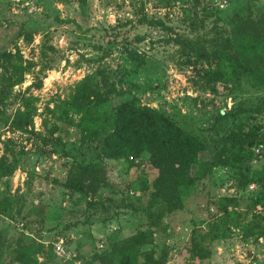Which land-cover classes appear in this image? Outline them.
<instances>
[{"label":"rangeland","instance_id":"374dc122","mask_svg":"<svg viewBox=\"0 0 264 264\" xmlns=\"http://www.w3.org/2000/svg\"><path fill=\"white\" fill-rule=\"evenodd\" d=\"M248 7L264 13V0H0L4 28L40 27L31 41L17 40L0 58V264H15L16 240L42 246L31 256L35 264H88L93 254L136 233L152 240L141 248L143 264L162 249L166 264H264V200L254 205L255 197H264V85L252 88L244 80L232 94L214 95L201 78L209 63L181 56L177 46L162 42L159 26L141 24L161 21L168 34L205 39L209 46L229 17ZM130 53L144 64L138 68ZM98 68L119 92L100 110L75 112L68 101L76 84ZM127 101L168 117L210 153L226 135L258 125L261 144L249 169L233 158L245 156V148L229 150V164L181 191L184 209L153 226L143 212L149 190L140 189L142 178L150 185L157 175L148 155L128 168L94 150L98 127L91 117H101L107 130L113 122L119 129L124 120L116 119L115 108ZM25 112L31 122L16 129ZM88 161L107 165L110 187L89 195L66 188L67 176ZM131 204L134 209L126 208ZM195 227L217 235L204 261L188 259ZM59 240L74 254L68 261L53 252Z\"/></svg>","mask_w":264,"mask_h":264},{"label":"trees","instance_id":"16d2710c","mask_svg":"<svg viewBox=\"0 0 264 264\" xmlns=\"http://www.w3.org/2000/svg\"><path fill=\"white\" fill-rule=\"evenodd\" d=\"M184 12L187 14V10ZM141 24L148 27L159 26L165 34L162 42L177 46L181 56L193 58L196 63H209V66L202 70L201 78L209 92L214 95L219 91L230 95L239 89L244 80L252 88L264 85V13L254 15L249 7L235 12L229 17L227 28L216 31L209 46H206L205 39L191 40L168 34L171 28L161 21L143 19ZM39 33L38 25H22L17 29H8L0 24V58L5 59L8 56V48L17 40L29 42ZM130 56L137 61L138 68L144 64L141 55L130 53ZM118 92L117 84L109 81L104 69L98 68L76 84L68 104L75 112H85L92 108L100 110L107 105L110 96ZM114 115L116 119L123 116L124 121L119 129L113 122L112 128L107 130L101 117H91V124L98 127L92 139L95 142L94 150L101 152L105 158L123 161L128 168H131L134 160L143 153L148 155V161L157 171V175L150 185L142 178L140 189L149 190V199L143 212L153 226H159L165 216L182 211L184 202L181 191L193 187L215 168L228 165L229 150L237 146L239 149L245 148V156L234 153L233 158L235 162L243 159L245 168L249 169L252 152L261 144L258 138L261 127L258 125L246 133L226 135L222 139L221 147L210 153L197 137L179 128L168 117L148 107H140L133 101L117 106ZM30 122L31 113L25 112L21 119L14 121L13 126L23 129ZM13 170L14 168L11 169L12 172ZM248 182V185L244 183L247 189L253 182H258V177H253ZM63 184L68 189L87 195L109 188L107 165L98 161L79 163ZM263 200V196L255 197L254 205L262 204ZM128 207L134 209L132 204L126 205V208ZM37 211L45 217V207H39ZM41 220L43 221V217ZM216 238L215 234L193 228L187 247L188 259H209L211 241ZM151 241V236L146 233L120 238L101 253L93 254L88 264H143L140 262L141 248ZM11 247L15 264H35L31 256L42 250L39 243L34 248L32 244L21 240H16ZM167 256L165 249H162L158 257L148 260V264H166Z\"/></svg>","mask_w":264,"mask_h":264},{"label":"built area","instance_id":"2783aa9c","mask_svg":"<svg viewBox=\"0 0 264 264\" xmlns=\"http://www.w3.org/2000/svg\"><path fill=\"white\" fill-rule=\"evenodd\" d=\"M248 190L253 191L254 185L250 184ZM99 247L102 248L103 244L101 243ZM53 252L57 257L63 258V261H68L74 257V254H71L69 251L65 250V246L62 240H59L57 243L53 245Z\"/></svg>","mask_w":264,"mask_h":264},{"label":"crops","instance_id":"0c3cea01","mask_svg":"<svg viewBox=\"0 0 264 264\" xmlns=\"http://www.w3.org/2000/svg\"><path fill=\"white\" fill-rule=\"evenodd\" d=\"M67 244V243H66Z\"/></svg>","mask_w":264,"mask_h":264}]
</instances>
